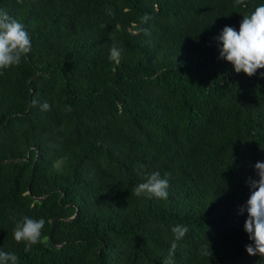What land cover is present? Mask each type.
<instances>
[{"label":"trees","instance_id":"obj_1","mask_svg":"<svg viewBox=\"0 0 264 264\" xmlns=\"http://www.w3.org/2000/svg\"><path fill=\"white\" fill-rule=\"evenodd\" d=\"M260 4L0 0L32 42L0 75V249L19 264H163L175 242L174 264H264L240 214L264 162V69L236 73L218 40ZM141 165L170 174L167 200L132 194ZM24 216L45 220L29 252L13 234Z\"/></svg>","mask_w":264,"mask_h":264},{"label":"clouds","instance_id":"obj_2","mask_svg":"<svg viewBox=\"0 0 264 264\" xmlns=\"http://www.w3.org/2000/svg\"><path fill=\"white\" fill-rule=\"evenodd\" d=\"M18 2L23 3V0ZM236 2L244 4L245 0H236ZM144 19L146 21L148 17ZM218 40L222 43L220 58L231 63L236 73L243 72L252 77L259 70L264 69V4L243 15L238 31L232 26H225ZM31 50V35L26 25L0 9V75H3L6 69L19 66L22 58ZM121 56L122 49L113 42L110 48V60L119 63ZM37 103L38 101H33L34 105ZM50 107L47 102L42 105L43 110H49ZM255 170L259 178L258 180L249 178L250 197L246 205L240 208V214L247 212L244 227L249 239L253 242L246 245L247 253L250 256L259 254L264 257V162L258 161L255 164ZM137 175L141 182L133 188L132 194L137 197L147 195L149 198L168 199L169 173L161 177L160 172H147L141 165L137 169ZM44 226L43 218L33 219L24 216L15 224L14 239L17 242H24L26 245L24 251L29 252L33 245L40 242ZM188 231L189 228L182 224L172 227L176 241L182 240ZM176 248L177 244L173 242L163 264H174L172 257ZM201 254H209L208 245L202 246ZM0 264H19V257L15 253L0 249Z\"/></svg>","mask_w":264,"mask_h":264},{"label":"water","instance_id":"obj_3","mask_svg":"<svg viewBox=\"0 0 264 264\" xmlns=\"http://www.w3.org/2000/svg\"><path fill=\"white\" fill-rule=\"evenodd\" d=\"M18 161H20V160H14V161H11V162H15V163H16V162H18ZM38 200H41V199H38Z\"/></svg>","mask_w":264,"mask_h":264}]
</instances>
